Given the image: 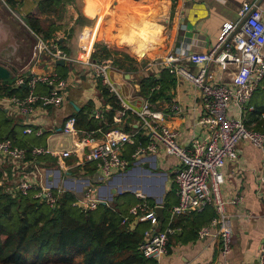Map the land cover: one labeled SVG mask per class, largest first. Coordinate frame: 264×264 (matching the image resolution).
I'll return each mask as SVG.
<instances>
[{
	"label": "crops",
	"instance_id": "1",
	"mask_svg": "<svg viewBox=\"0 0 264 264\" xmlns=\"http://www.w3.org/2000/svg\"><path fill=\"white\" fill-rule=\"evenodd\" d=\"M40 1L43 0H0V64L9 69L12 80L0 79V83L4 81L9 85L17 75H57L65 80L62 89L64 101L57 107H36L26 114L8 100L9 95H0L1 109L11 118V124L23 128L40 126L43 131L40 145L61 151L72 146L71 138L60 131L65 119L76 115L80 109L88 119H92L91 114L101 109L102 117L93 120L102 125L93 129L90 146L104 142L113 130L116 133H135L134 142L124 143L121 151L123 157L132 159L136 148L149 142L134 113H128L119 124L106 122L109 97L116 95L88 77L86 68L70 61L57 64L46 49L38 51L35 48L40 40L47 43L52 37H59L55 45L68 56L84 58L91 37L99 30L111 36L112 47L109 53L99 51L92 58L98 59L106 54L113 58L108 77L124 102L134 109H141L148 102L152 110L161 111L163 124L177 131L181 144L207 139L208 133L200 121L203 107L198 89L189 81L171 75L160 60L150 59L171 53L179 57L178 64L197 71L199 65L191 63L182 51H208L222 24L240 19L238 12L246 0H60L58 12L41 15L42 25L57 26L47 39L40 38L26 21L27 15ZM257 1L264 10V0ZM142 14L157 16H147L149 19ZM132 18L140 23L132 22ZM146 19L154 23H145ZM155 35L159 36L142 56L132 50L128 41L133 45H143ZM211 68L215 80H218L222 71L215 65ZM150 78L159 82V87L153 89L154 84L149 88L150 93L143 94L140 85ZM20 87L26 92L25 86ZM102 87L108 90L107 94L103 93ZM50 88L38 82L35 91L46 93ZM153 91L161 92L151 99ZM20 93L22 91L17 95L25 94ZM117 100L115 103L120 106ZM230 110L232 115L238 114L235 104L230 105ZM87 132L81 130L82 135ZM237 152V160H225L222 168L224 181L220 187L233 230L231 251L227 255L222 254L214 227L206 237H198V231L209 226L214 215L213 209L206 207L173 218L172 224L177 222L174 225L177 229L169 235L167 251L160 258V264H258L259 248L264 243V187L260 181L264 154L262 149L248 141L239 142ZM146 154L140 153L139 159L125 171L113 172L106 178L101 176L96 163L83 160L80 152L61 160L50 156L36 166L27 162L22 165L20 173L35 185L68 190L77 200L82 198L85 188L91 186L109 207L127 211V215L130 207L142 201L153 208L160 205L163 213L155 228L163 229L169 220L167 208L178 201L173 181L178 159L167 154L162 147L153 155ZM2 164L8 166L5 161ZM137 192H141L144 198L138 197ZM237 196H241V202L231 203L230 200ZM133 220L132 225L136 223Z\"/></svg>",
	"mask_w": 264,
	"mask_h": 264
},
{
	"label": "built area",
	"instance_id": "2",
	"mask_svg": "<svg viewBox=\"0 0 264 264\" xmlns=\"http://www.w3.org/2000/svg\"><path fill=\"white\" fill-rule=\"evenodd\" d=\"M238 13L240 19L237 22L227 21L222 24L216 41L208 51L191 53L182 51L191 63L199 65L197 71H190L178 64L179 57L171 53L150 59L160 60L171 75L189 81L198 89L203 107L200 121L208 135L206 140H194L188 145L181 144L177 131L163 124L161 111L152 110L148 102L141 109H134L118 95L108 77V69L113 67V58L110 56L92 58L99 45L108 49L112 47L113 41L110 35L107 36L105 32L97 30L91 37L84 58L68 56L62 48L55 45L59 37H52L47 43L41 40L37 42L35 48L38 51L46 49L56 60L64 59L82 65L87 69L88 77L115 93L120 107L115 109L112 123H122L128 113H134L139 120L140 129L148 136L149 142L144 147L138 146L132 153V159H127L121 154L122 146L124 143H133L135 133H116V130H113L104 142L90 146L94 131L82 135L81 130L76 127L75 117L71 115L60 127L61 133L71 138L70 148L54 151L43 145H34L26 149L14 145L9 138L0 139V163L7 162L11 169L10 174L16 176L13 180L14 186L22 191L36 189L34 197H43L46 203L52 206L64 189L48 185L38 186L28 181L20 173L21 167L27 162L33 163L34 166L37 163L34 158L27 160V155L30 154L32 157L49 155L61 160L80 152L83 160L94 161L101 176L106 178L113 172L125 171L139 159L140 153L153 155L159 147H162L167 154L178 159L173 176L178 201L167 208L169 220L163 229L155 228L159 223V216L155 208L150 207L145 201L130 207L129 214L135 221L149 222L139 249L145 257L154 260L155 264H160V258L167 251L169 235L177 229L172 225L173 218L211 207L214 215L209 226L198 231V237H206L211 233V227H214L216 229L214 235L220 241L221 252L227 255L232 249L233 230L225 210V201L220 193L224 181L222 168L225 160H237V144L241 141H248L254 147L262 149L264 154V130L253 128L254 123H247V112L253 109L250 104L251 97L264 76V10L259 5V1L246 0ZM211 65L219 67L222 71L218 80H215ZM38 82L51 88L46 93H37L35 87ZM9 86L26 87L24 95L8 96V100L26 114L36 107L43 109L57 107L64 101L62 89L65 80L57 75H17ZM158 87L159 84H156L153 89ZM231 104L237 106V115H232ZM91 117L101 118L102 110L97 109ZM261 117L264 118V113ZM42 132L40 126L35 128L27 126L23 129V133H33L37 136ZM6 175L8 173L4 171V176ZM260 181L264 187V164ZM52 189L56 190L55 194ZM136 194L144 198L141 192ZM102 200L93 187L87 186L82 198L73 204L93 210ZM230 202L238 204L241 202V196L232 198ZM126 220L127 218L124 217L122 223ZM258 264H264V243L259 248Z\"/></svg>",
	"mask_w": 264,
	"mask_h": 264
},
{
	"label": "trees",
	"instance_id": "3",
	"mask_svg": "<svg viewBox=\"0 0 264 264\" xmlns=\"http://www.w3.org/2000/svg\"><path fill=\"white\" fill-rule=\"evenodd\" d=\"M59 2L40 1L26 17L29 27L42 39L50 38L57 26L42 25L44 20L41 15L58 12ZM158 36L143 45H133L128 41L132 50L142 56ZM99 47L97 53L103 50L109 53L110 49ZM145 82L140 85L143 94H147L152 85L159 84L151 78ZM262 82L264 76L260 84ZM5 83H0V95L18 94L19 91L25 93L23 87L13 88ZM102 90L104 94L108 93L106 88L102 87ZM160 92L153 91L150 98L154 99ZM109 100L106 122L111 124L112 115L120 106L115 103V96H110ZM250 103L253 109L247 112V123H254L253 128L264 130V118L261 117L264 104H253L252 99ZM1 111L4 112V109ZM83 111L80 109L74 115L78 129L91 131L102 125L95 123L93 118L88 119ZM23 129L3 118L0 120V139L9 138L14 145L26 149L41 144L42 135L23 133ZM32 158L42 164L50 156L32 157L29 154L26 157L27 160ZM4 171L8 175L4 176ZM10 171L9 166L0 163V264H154L139 249L144 231L149 227L146 221H135L132 225L134 217L127 215V211H116L102 203L93 210L85 209L73 204L77 199L68 190L63 191L55 204L50 206L43 197H34L36 189H17ZM52 192L55 194L56 190L52 189ZM124 217L127 220L122 223Z\"/></svg>",
	"mask_w": 264,
	"mask_h": 264
},
{
	"label": "rangeland",
	"instance_id": "4",
	"mask_svg": "<svg viewBox=\"0 0 264 264\" xmlns=\"http://www.w3.org/2000/svg\"><path fill=\"white\" fill-rule=\"evenodd\" d=\"M141 16H144V15L142 14ZM107 36H109V35H107ZM3 80H5V81L9 80L10 82L12 81V80H10V78H6V79H3ZM259 87L260 88H258L253 94V97H252V103L253 104L254 103L264 104V82H262ZM116 88H118V86H116ZM3 118L8 119L9 123H12L11 122V118L6 114L5 111L4 112L1 111V106H0V120H2ZM30 139H32V137ZM40 142L42 143L43 141L40 140L39 143ZM14 179H16V176H14ZM139 181L141 182V180H139Z\"/></svg>",
	"mask_w": 264,
	"mask_h": 264
},
{
	"label": "water",
	"instance_id": "5",
	"mask_svg": "<svg viewBox=\"0 0 264 264\" xmlns=\"http://www.w3.org/2000/svg\"><path fill=\"white\" fill-rule=\"evenodd\" d=\"M56 63L57 64H65V60L64 59H57ZM10 77H11V73H10L9 69H7L5 66L0 64V79H6V78H10ZM100 203L106 204V202L104 200H102ZM155 212L158 216H161L163 213V207L160 205L156 206Z\"/></svg>",
	"mask_w": 264,
	"mask_h": 264
},
{
	"label": "bare ground",
	"instance_id": "6",
	"mask_svg": "<svg viewBox=\"0 0 264 264\" xmlns=\"http://www.w3.org/2000/svg\"><path fill=\"white\" fill-rule=\"evenodd\" d=\"M139 8V7H138ZM137 10V9H136ZM145 15V14H144ZM147 16H151V15H149V14H146L145 16H142V17H144V18H146ZM157 15L156 14H152V18L154 17H156ZM134 18V17H133ZM132 18V22H135V23H140L139 21H137V19H133ZM147 18H149L150 19V17H147ZM149 19H146V21H145V23H154V22H152L151 20H149Z\"/></svg>",
	"mask_w": 264,
	"mask_h": 264
}]
</instances>
